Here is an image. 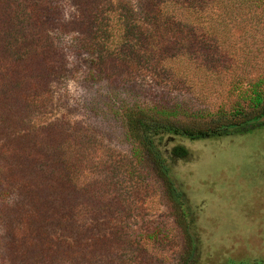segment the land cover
<instances>
[{"label":"trees","instance_id":"16d2710c","mask_svg":"<svg viewBox=\"0 0 264 264\" xmlns=\"http://www.w3.org/2000/svg\"><path fill=\"white\" fill-rule=\"evenodd\" d=\"M235 1L237 11L264 5V0ZM77 3V17L67 24L60 20L56 26L74 29L80 35L79 48L94 60L100 78L108 72L150 76L161 85L198 95V99H208L209 93L220 101L213 112L188 113L110 100L106 111L120 123L134 170L141 167L149 179L159 183L172 214H180L175 217L179 229L190 237L195 234L194 218L183 189L173 178V167L189 156L183 142L264 126V51L247 50L239 60L219 46L207 33L214 25L220 28L214 20L216 6L206 9L205 4L157 1L151 5L154 17L148 23L126 0ZM11 4V0H0V22L10 30L3 36V47L21 71L17 70L20 76L0 93V134L13 137L19 149L33 150L41 157L36 162L17 155L3 158L20 175L24 198L20 203L32 209L25 222L30 241L21 249L6 227L8 264H110V195L104 192L95 198L80 194L79 169L84 155L76 151L66 155L70 147L66 148L62 124L55 122L54 128L47 126L41 131L28 128L32 102L46 92L55 71L50 64L55 58L52 46L42 48L39 44V36L50 29L40 21L51 17V5L46 0L31 2L32 9L26 2ZM202 8L209 10L208 14L200 16ZM257 59L263 65L259 75L252 77ZM198 85L209 92L201 88L197 92ZM135 262L134 258L130 263ZM181 264H199V258L188 256Z\"/></svg>","mask_w":264,"mask_h":264},{"label":"rangeland","instance_id":"374dc122","mask_svg":"<svg viewBox=\"0 0 264 264\" xmlns=\"http://www.w3.org/2000/svg\"><path fill=\"white\" fill-rule=\"evenodd\" d=\"M47 1L52 15L42 17L40 23L50 29L39 36V44L42 48L52 46L55 58L50 64L55 71L46 92L32 102L28 128L41 131L47 126L54 128L55 122L62 124L66 148L70 147L66 155L70 156V151L84 155L79 169L80 194L95 198L104 192L110 195V264H131L134 258L133 264H181L188 256L199 258V264H264V126L221 138L183 142L189 156L174 165L173 178L187 197L195 224V234L184 236L175 218L180 214H172L159 183L149 179L147 171L141 167L134 170L120 123L106 111L110 100L188 113L213 112L220 101L209 93L208 99H198V95L161 85L150 76L108 72L100 78L94 60L79 48L80 35L74 29L56 26L60 20L67 24L77 17V0ZM126 1L149 23L154 17L151 7L162 0ZM168 1L205 4L206 9L216 6L214 20L220 28L214 25L207 33L239 60L247 50L264 51V5L237 11L235 0ZM11 2H26L32 9L31 2L40 0ZM206 9L200 16L208 14ZM9 33L0 22V93L21 71L3 47V36ZM257 62L252 77L261 72L262 61ZM200 88L198 85L197 92ZM12 138L0 134V264H8L6 227L21 249L30 241L25 222L32 211L20 203L24 199L20 175L3 158L17 155L36 162L41 157L33 150L19 149ZM125 168L133 174L125 173ZM66 240L72 242L71 238Z\"/></svg>","mask_w":264,"mask_h":264}]
</instances>
